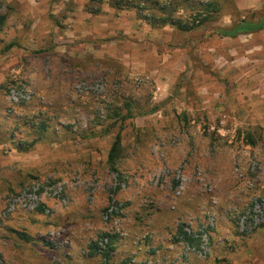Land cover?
Instances as JSON below:
<instances>
[{
  "label": "rangeland",
  "instance_id": "1",
  "mask_svg": "<svg viewBox=\"0 0 264 264\" xmlns=\"http://www.w3.org/2000/svg\"><path fill=\"white\" fill-rule=\"evenodd\" d=\"M130 1L116 10L110 0H0V39L8 17L23 26L0 43L16 46L0 58V264H101L109 237L110 264H223L234 243L264 258V203L252 231L242 218L264 201V30L215 33L259 19L264 0L246 10L235 0ZM215 1L198 26L194 15ZM76 4L111 9L94 36L61 24ZM168 16L194 27L158 20ZM12 88L29 101L12 108ZM180 226L207 233L187 246Z\"/></svg>",
  "mask_w": 264,
  "mask_h": 264
},
{
  "label": "crops",
  "instance_id": "2",
  "mask_svg": "<svg viewBox=\"0 0 264 264\" xmlns=\"http://www.w3.org/2000/svg\"><path fill=\"white\" fill-rule=\"evenodd\" d=\"M247 1L235 0V4L238 7V9H240V10H246L249 8L257 9V7L259 6L256 0H249L248 2ZM67 5H68L67 3H64V4L62 3L60 6L57 5L56 7L63 8L64 6H67ZM54 7L55 6H53V8ZM67 8H69V10L65 11L62 14V17H60L61 19L59 18L60 20H62L61 24L68 26L69 28L70 27L74 28V27L79 26V25H88L90 27L89 33L92 34L93 36L95 35L96 32H95V29L92 28L91 24L97 22V20H100L101 18H99V17H102V15H103V17L107 16V14L110 13V11H111L110 8H103V10H101V12L103 14L98 15L96 13H92L89 11H87V12L79 11L80 6L78 4L72 5V6L67 7ZM51 14H53L54 18H56L55 12H52ZM19 22H21V21L15 17H13V16L7 18V20L5 22V28L3 29V31H1V39H0L1 44H3V42H5L15 32H21L22 31L23 26H21V24H19ZM43 22L46 24L49 23V19L47 18V16L45 18H43ZM13 23H16V25L12 26ZM101 30H102V34L106 33V29H104V27ZM89 33L86 32L85 34H89ZM62 34H65V33L63 32ZM55 37H58V38H54L53 43L54 42L58 43L60 40V37L58 34L55 35ZM224 39H226V38H224ZM227 39H229V38H227ZM104 42L105 41L102 40L101 44ZM21 45L27 49V42L21 43ZM15 48H16V46H12L9 49H6V50L3 49L2 51H0V58L5 59L6 62L11 61L12 55L15 52ZM177 51L180 52V50H177ZM2 59H1L0 63H2ZM153 60L159 66V69H161V64H163V59L160 58V56L155 55V57L153 56ZM138 62L140 63V65H144V63H145L144 60H138ZM169 65H170V63H169ZM179 68L184 69V65L179 67ZM178 70L175 71V73H174L175 76L179 72H181V69H178ZM211 70H213V68ZM14 72H18V71H14ZM13 77L15 78V76H13ZM5 80H6L5 74L3 73V69L1 68L0 69V105L3 103L4 97L2 95V86L4 84H2V83ZM158 89H160V87ZM234 244H235V246H238V247L229 249V252H227L228 256L227 257L223 256V262H222L223 264H259L257 262V260L253 258L254 254L251 256V253L249 250H244L243 248L242 249L240 248V247H242V245H236V243H234ZM223 255H225V254H223ZM260 264H264V258Z\"/></svg>",
  "mask_w": 264,
  "mask_h": 264
},
{
  "label": "trees",
  "instance_id": "3",
  "mask_svg": "<svg viewBox=\"0 0 264 264\" xmlns=\"http://www.w3.org/2000/svg\"><path fill=\"white\" fill-rule=\"evenodd\" d=\"M110 1H111V7L115 8L116 10H122L123 8H130V7L133 8L134 7L133 1H130V0H110ZM203 8H204L203 11L200 13H196L193 18V20L197 22L198 26L210 20H213L211 14L217 13V10L219 9V5L217 1L209 2L205 4ZM158 20L163 25L173 26L183 31L191 30V28L194 27V25L188 26L187 23L181 21L180 19L173 20L170 16L166 18H160ZM0 21H1L0 22V26H1V23L4 21V19L1 18ZM262 30H264V15L261 16L257 20H254V19L248 20V19L243 18L239 21L231 23L230 26L228 27H222V28L218 27L215 29V33L221 38L234 39L238 37L239 35H250V34L260 32ZM247 143L250 146L255 145V142L250 134L247 135ZM120 147H121L120 138L119 136H116L114 138V142L112 143L111 148L107 155V163L109 165L110 170L112 171H115L114 166L116 163V159L118 158ZM177 234L182 238L183 241L189 244H193L199 241V239H192L191 237H189L183 231L182 226L178 228ZM106 237L107 235H105V237L103 238H106ZM109 238H110V241L108 245V250L101 253V264H110L109 263V252L112 249L111 243H112L113 237H109Z\"/></svg>",
  "mask_w": 264,
  "mask_h": 264
},
{
  "label": "built area",
  "instance_id": "4",
  "mask_svg": "<svg viewBox=\"0 0 264 264\" xmlns=\"http://www.w3.org/2000/svg\"><path fill=\"white\" fill-rule=\"evenodd\" d=\"M7 101L9 102V104L11 105V107L13 108V106L18 105L20 103H27V101H29L30 99V95L29 93H27V90L24 88H12L9 90L7 96H6ZM259 203V204H258ZM264 203L263 200H255L254 205H251V207L246 211V214L243 215V221L247 220L248 222V226H247V230L248 231H252L255 226L257 225V223L259 222V219L263 218V211L259 208V210H256V208L259 207V205H262ZM183 231L192 239H199L204 235L206 236L207 230L201 229L199 230L200 233L198 234H194L192 232H190V229L185 228L183 229ZM203 234V235H202ZM203 236V237H204ZM182 240V238H180V241ZM185 242V241H183ZM185 245H189L187 242H185ZM191 245V244H190ZM204 245L202 244L200 247L202 248ZM195 247H193L192 249L190 247H187V250H195Z\"/></svg>",
  "mask_w": 264,
  "mask_h": 264
}]
</instances>
